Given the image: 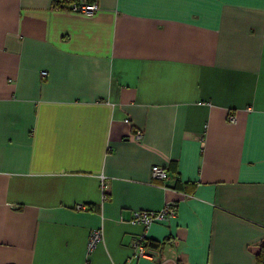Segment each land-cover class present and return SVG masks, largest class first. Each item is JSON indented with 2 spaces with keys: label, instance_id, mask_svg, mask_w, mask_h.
<instances>
[{
  "label": "crops",
  "instance_id": "crops-1",
  "mask_svg": "<svg viewBox=\"0 0 264 264\" xmlns=\"http://www.w3.org/2000/svg\"><path fill=\"white\" fill-rule=\"evenodd\" d=\"M86 1L0 0V264H256L264 0Z\"/></svg>",
  "mask_w": 264,
  "mask_h": 264
},
{
  "label": "built area",
  "instance_id": "built-area-1",
  "mask_svg": "<svg viewBox=\"0 0 264 264\" xmlns=\"http://www.w3.org/2000/svg\"><path fill=\"white\" fill-rule=\"evenodd\" d=\"M68 8L73 11H78L85 14H91L98 9V4L96 1L90 2H76L72 1L68 4ZM43 73V71H42ZM230 120H234V116H230ZM139 137L140 133H136ZM151 176L155 179L165 178V168L161 165L154 164L151 166ZM174 211V206L172 202L164 203L158 209H134L132 211V216L130 222L138 223L144 227H148L155 221L164 220L166 217L171 215ZM102 239L101 229H93L87 241V251H90L96 243ZM133 257H152V247H147L143 244L140 239L134 243Z\"/></svg>",
  "mask_w": 264,
  "mask_h": 264
},
{
  "label": "trees",
  "instance_id": "trees-1",
  "mask_svg": "<svg viewBox=\"0 0 264 264\" xmlns=\"http://www.w3.org/2000/svg\"><path fill=\"white\" fill-rule=\"evenodd\" d=\"M71 1L88 2L86 0H71ZM54 2L58 6L62 5L61 0H54ZM149 244L154 247L158 245V242L150 241ZM251 248L254 250L256 264H264V238L258 243L251 244Z\"/></svg>",
  "mask_w": 264,
  "mask_h": 264
}]
</instances>
